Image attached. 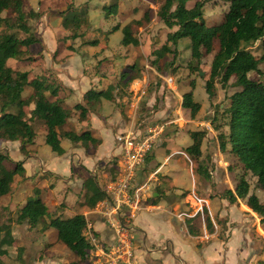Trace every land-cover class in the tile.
<instances>
[{
    "label": "rangeland",
    "instance_id": "374dc122",
    "mask_svg": "<svg viewBox=\"0 0 264 264\" xmlns=\"http://www.w3.org/2000/svg\"><path fill=\"white\" fill-rule=\"evenodd\" d=\"M196 1L200 0H188L186 7L191 8ZM204 1L203 17L206 25L213 26L221 22L228 8L227 0ZM69 2L70 0L23 1L24 12L30 10L41 12L37 20H29L28 24L34 36L38 38L39 42L40 40L42 42L29 47L30 53L36 60L20 63L10 60L8 62L10 67L29 72L30 78L43 74L44 69L50 70V65L55 62L59 51L63 48V40L58 35L56 49H51L49 54L45 53L49 44V31L46 23L55 27V24L60 21V27H56V29L58 32L61 31L63 29L61 19L56 13L64 10ZM73 2L76 8L86 11L88 14L90 25L86 31L85 39L98 40L96 47L80 46L81 40L69 41L75 47L74 51L67 49L71 54L75 52L69 62L79 66L78 75H81L80 67H82L85 76L92 78L96 73L102 72L104 73L102 75L113 76L119 83L121 73L133 63L141 71V77L133 81L136 83L132 82L128 86H123V83L120 82L119 90L115 92L114 102L103 101V105L100 107L102 110H108L111 103L116 107L115 101L118 99L117 105L122 109L121 116L125 122H132L133 132L139 131L136 133L138 137H153L151 149L144 164L135 172L131 192L134 193L146 177L157 173L158 166L162 164L160 174L154 175L157 177H182L183 183L180 185L183 188H188V190H182V193L188 192L185 196L188 202L183 205L180 204V201H176L177 197H181L174 194L173 188L169 186L156 188L161 195L158 200L165 207L163 214L167 216V220L174 230L168 231L163 222L154 221V230L146 237L139 232H131L136 264H181V261L186 264H259L261 262L264 264V218L253 213L246 206L245 200L238 199L231 204L225 196L226 191H234L241 175H244L249 182V194H255L261 203H264V191L256 188L255 177L249 172H244L232 155L219 150L218 131L213 129L214 125H217L220 131L227 132L224 125L226 113L223 111L229 104L230 96L238 90L234 86V79L229 81L225 89L216 84L215 94L209 99L205 93V82L208 78L212 54L204 56L198 74L190 73L186 68L190 56V42L187 38L178 42L175 55H166L157 65L151 66V61L154 59V56L150 55L151 52L165 43L166 33L169 31L156 17L162 0H73ZM114 2L118 4L117 15L104 18V7H109ZM145 12L148 13L149 19L144 21L142 26L133 27V34L138 39L139 45L137 47L121 46V27L135 20L134 18H142ZM115 26L119 28L116 31L113 30ZM250 50L257 57L261 54L259 43L254 44ZM259 69L263 75L250 72L248 77L254 81H264V63L259 65ZM138 80L140 81L138 82ZM191 80L195 81V88L192 91L193 100L201 106L193 120L189 111L181 107L182 96L190 91L189 82ZM31 91V87H25L21 93V99L29 96ZM130 104H134L133 107H130ZM125 106L128 108L124 109ZM71 122L76 125L74 119H71ZM32 126L36 133L34 144L31 146L34 152L32 154L29 152L33 156L32 160L29 159V155L25 156L19 153V145L0 143V152L6 153L12 161L8 166L13 167V163L21 161L26 164L23 167H26L29 174V177L16 176L11 193L0 197V206L7 207L3 214V221L10 227L6 231V236H11L13 239L10 246H4L7 254L0 256V264L73 262L77 260L76 256L57 240L55 229L41 233L37 229L31 230L27 225H18L13 221L18 208L29 196L34 194L35 189H39L40 198L48 208L51 207L49 208L51 211L60 206L58 202L61 203L63 192L68 191L60 175L56 177L47 173L42 176L38 172L41 176L36 177L38 175H35L34 171L35 144L37 159L56 168L67 166V164L64 162L65 160H57L58 155L44 144L39 122L34 121ZM65 128H69V126L66 125ZM193 131H206V136L201 144L202 156L197 161L188 157L184 152V149L191 144L189 133ZM69 143L71 142L63 140L61 145L63 148H67ZM167 145L169 149L166 148ZM114 150L115 159L113 158V162H111L113 170L107 168V172H110L112 177H115L113 172L120 170L122 165V156H117L118 149L115 141ZM170 154H172L171 159L165 164L164 162ZM177 161L180 165L176 163ZM36 162L38 161L36 160ZM198 165H201L204 173L198 172ZM206 173L208 176H205ZM194 183L195 187H193ZM74 190L76 192L78 188L74 187ZM52 196L57 201L54 200L55 198L52 199ZM196 197L214 200L218 209L217 203L225 200L228 205L227 216L219 214L221 209L218 210L217 216L213 215V218L207 211H200L196 214L197 203L202 202V200L195 199ZM63 198L68 210L74 211L77 203L74 194L68 192V195ZM95 207L96 205L92 209L93 214L88 215L87 219L85 218L87 223L98 221L101 218V215L94 212ZM127 210L120 211L125 226H128L130 222ZM207 219L211 223L210 231L207 228ZM104 229L109 231L106 241L102 240L100 235L93 230H89L88 234L95 238V245H92L93 249L88 252L83 264H107L104 257L100 255L98 247L107 252L106 249L111 244L113 231L110 227ZM1 234L3 235V232ZM166 240L172 242L173 248ZM228 240L231 243L237 242V250L240 252L238 258L232 254L230 244H226ZM88 242L90 243V240ZM167 245H169L168 249L163 251ZM154 251H156L155 254H153ZM243 252L246 253L245 256H243Z\"/></svg>",
    "mask_w": 264,
    "mask_h": 264
},
{
    "label": "trees",
    "instance_id": "16d2710c",
    "mask_svg": "<svg viewBox=\"0 0 264 264\" xmlns=\"http://www.w3.org/2000/svg\"><path fill=\"white\" fill-rule=\"evenodd\" d=\"M23 1L0 0V143L17 142L19 153L29 155V147L34 144L36 135L32 125L34 121H38L39 129L44 132V144L58 156L64 154L61 140L80 144L84 148L98 144L99 141L93 139L90 132L77 133L74 130H65L64 126L74 112H79L78 120L82 121L85 120L89 109L99 104L102 99L114 101V91L117 89L118 92L120 82L123 86H128L141 77L139 67L135 63L130 65L121 73L119 83L117 81L109 85L104 91H87L83 95L85 105L76 104L71 109L64 107L63 100L58 97L59 85L52 70L51 72L44 69L43 74L30 78L29 72L19 71L8 65L10 60L18 63L36 60L29 47L37 44L39 40L32 33L28 21L37 20L41 12H24ZM187 2L188 0H162L156 17L169 31L166 33L165 43L151 52L150 55L154 56L151 66L157 65L166 55H175L178 42L185 38L190 42V56L186 64L190 73L198 74L204 56L212 54L205 82V93L209 99L215 94L216 84L225 89L229 81L234 79V86L238 88L230 96L229 104L223 111L226 113L224 125L227 132L220 131L217 125L213 127L218 131L219 150L232 155L244 172H249L255 177L256 188L264 191V81H254L248 77L250 72L263 75L259 65L264 63V0H227L228 8L223 20L213 26H207L205 23L204 0L196 1L191 8L186 7ZM104 8V18L116 16L118 13L116 2ZM56 15L61 19V27L67 32L62 38L64 42L81 40L80 46H97L98 40L85 39L90 25L88 14L76 8L73 0H70L64 10L57 11ZM148 19V13L145 12L141 19L124 25L120 29V45L137 47L139 41L133 34V27L142 26ZM118 29V26H115L113 30ZM256 43H259L261 49L258 57L250 50ZM67 49L74 51L73 45H68ZM25 87H31L32 91L25 99H21ZM189 87L190 91L182 96L181 107L188 110L191 119H194L201 106L193 100L194 80L189 82ZM189 136L191 144L184 152L197 161L202 156L201 144L206 131H193ZM9 163H12L9 156L0 152V197L11 193L16 176L25 177L21 161L13 163V167H9ZM197 170L205 172L201 165H198ZM205 176H208L207 173ZM83 188L85 192L80 206L91 209L106 199L105 191L91 178L85 181ZM249 190V182L241 175L234 191H226L225 196L231 204L238 199L245 200L246 206L253 213L264 218V203H261L255 194H249ZM156 191L159 193L157 189ZM39 193V189H35L34 194L18 208L13 221L18 225L25 224L31 230L37 229L41 233L55 229L57 240L77 258L76 261L62 264H83L88 252L93 249L83 234L87 226L85 217L82 214L63 216V203L53 211L49 210ZM187 194L188 192L184 191L180 197L184 198ZM155 200H158V197ZM6 208L0 206V256L7 254L4 246H10L13 241L11 236H6V231L10 228L9 224L3 221ZM206 222L210 231L212 227L209 219Z\"/></svg>",
    "mask_w": 264,
    "mask_h": 264
},
{
    "label": "crops",
    "instance_id": "0c3cea01",
    "mask_svg": "<svg viewBox=\"0 0 264 264\" xmlns=\"http://www.w3.org/2000/svg\"><path fill=\"white\" fill-rule=\"evenodd\" d=\"M134 19L138 20L136 18ZM47 26L50 35L48 34L49 44L47 50L45 49L46 50L45 53L49 54L52 51L51 49H54L56 47L55 44L57 43L58 35L60 36V39H62L64 36L67 35V32L64 29L58 32V30L56 29V27H60V21H58L57 24H55V27L46 23V27ZM40 42L42 41L40 40ZM68 45H71L69 41L66 42L63 41L62 44L63 48L61 49V51H59L58 57L56 58L55 62H53L50 65V70L54 71L57 77V82L59 85L58 97L63 100L64 107L71 109L76 104L85 105V102L83 101V95L87 91L89 90L104 91L109 85H113L115 84V82L117 83V79L114 78L113 76H109L108 74L102 75L104 74L102 72L96 73L95 76L92 78L90 76H85L83 74L84 70L82 67H80L81 75H78L79 66L77 64H71L69 62V60L73 58L72 56L75 55V52L74 54L68 52L67 51ZM139 81L140 80H138V82ZM133 83H136V81ZM115 92H117V89L114 91V94ZM103 101H107V100L102 99L99 104H96L91 109H89L85 120L79 121L78 120L79 112H74L73 116L69 119V122H67L66 125H68L69 128H65V130H71L70 128H72L75 129L74 131L77 133L88 131L91 133V137L93 139L99 141L98 144L89 145L87 148L80 146V144H72V143H69L67 145V148L62 147L64 149V154L58 156L57 160H61V161L65 160L64 162L67 164V166L56 168L53 165L46 164L40 159H37L36 158L37 148L35 144L34 171H35V175H38L36 177H40L41 176L40 174H42L43 176L44 174L47 173L56 177L60 175L62 176L63 181L67 186L68 191H66L67 193L63 192L61 198V203H63L65 206L63 212V215L65 217H71L74 214L80 213L84 215V217L87 219L88 215L93 214L92 209L94 207L88 209L87 207L80 206L79 204L84 198L85 190L83 188V185L85 181H87V179L91 178L94 181V183L97 184L104 191L108 188L109 184L115 179V177H112L110 172H107V168H111V170H113L112 168L113 163L111 162H113L112 161L113 158L115 159L114 138L116 135L121 133L131 132V131L133 132L132 122L131 121L125 122L121 116L122 114L121 106L117 105L119 100L116 99L115 101L116 107H114V104L111 103V106L108 110L100 109V107H102L103 105ZM110 102H114V101H110ZM133 105L134 104H130V107H133ZM127 108L128 106L124 107V109ZM71 119H74V123H76V125H74L73 122H71ZM40 132H42L41 134H43L42 136L44 141V132L41 130ZM138 132L139 131H136V133ZM62 141L63 140H61V143ZM2 143L5 145L6 144L18 145L17 142H2ZM166 148L169 149L168 145L166 146ZM29 150L31 151V154L34 152V149H32L31 146ZM31 154H29L30 160L33 159L32 158L33 156ZM171 156L172 154H170L169 158L165 160L164 162L165 164H167L170 161ZM36 160L38 162H36ZM176 163L180 165L178 161ZM23 165L26 166V164ZM162 165H160L157 168L158 169L157 173L155 172L154 174L156 175L160 174L159 172H161L162 170ZM24 169H25V177H29V174L26 171V167ZM38 172H40V174H38ZM113 174L116 173L113 172ZM154 174H152L151 177H146L145 180L141 181V184H139L138 187L136 188V190L140 189L138 191L139 204H138V210H136L134 216L132 217V213L128 211V215L130 218L128 228L130 229V232L133 231L139 232L143 234L144 237H146L149 233L153 232L154 221L163 222L168 231L174 230L172 225H170V223L168 222L167 216L163 214V211H165V207L163 206V203L160 202L159 200L154 201L155 198L161 196L160 192L157 193L156 188L169 186L170 188L174 189L173 192L174 194H176V196L177 194L178 196H180L179 194L182 193V190H188V188H183L180 185L181 183H183L182 177H157ZM73 186L78 188L76 192ZM193 187H195V183ZM68 192L73 193L75 196V202H77L75 204L76 207H74L73 209L75 212L74 211L70 212L63 200L64 199L63 197H66V195H68ZM154 194L156 196H153ZM187 197L190 198V196ZM51 198L54 199L55 197L52 196ZM195 199H197L198 201L202 200V202L197 203L198 208L196 214H198V212L200 213V211L203 212L204 209H206L210 217L213 218V215L217 216L218 214L217 212H219L218 210L221 209L219 214H221L222 216H227L228 205L225 200H221V202L217 203L219 206L218 209L216 208V204L214 200L208 199L206 197L204 198L196 197ZM54 200L57 201L56 198ZM176 201H180L181 205L186 204L188 202L185 197L182 199L177 197ZM58 203L61 204L60 202ZM76 209L82 212H78ZM87 224L89 225L91 230H93L96 234L100 235L102 240L106 241V239H108L109 231L107 229H104L105 227L106 228L108 227L106 226L107 222L105 223L102 219H99L98 221L95 220ZM166 241L168 242L170 247L173 248L172 242L169 240ZM229 241L230 240H228L226 244H230L229 247L231 248L232 254H234L238 258V253L240 252L237 250V242L234 241L231 243ZM169 245L164 247L163 251L167 250ZM155 252L156 251H154L153 254H155ZM245 254L246 253H244L243 256H245ZM180 263L186 264L184 261H181Z\"/></svg>",
    "mask_w": 264,
    "mask_h": 264
},
{
    "label": "built area",
    "instance_id": "2783aa9c",
    "mask_svg": "<svg viewBox=\"0 0 264 264\" xmlns=\"http://www.w3.org/2000/svg\"><path fill=\"white\" fill-rule=\"evenodd\" d=\"M115 145L118 155L122 156L120 170L116 171L115 179L105 190L106 199L99 202L94 212L101 215V218L113 231V237L107 252L98 247L100 255L104 257L107 264H136L133 255L130 229L125 226L120 214L121 210L130 211L132 217L138 210V191L131 192V186L135 172L144 164L145 158L150 152L153 137H138L134 132H125L115 136ZM186 216V214H183ZM91 228L87 224L83 231L86 240L95 245V238L89 232ZM89 235V237H87Z\"/></svg>",
    "mask_w": 264,
    "mask_h": 264
},
{
    "label": "water",
    "instance_id": "95a60500",
    "mask_svg": "<svg viewBox=\"0 0 264 264\" xmlns=\"http://www.w3.org/2000/svg\"><path fill=\"white\" fill-rule=\"evenodd\" d=\"M201 75H202V72H201ZM155 194H156V193H155ZM155 194H154V196H156Z\"/></svg>",
    "mask_w": 264,
    "mask_h": 264
}]
</instances>
